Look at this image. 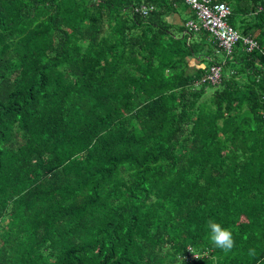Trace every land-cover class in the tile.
<instances>
[{"label":"trees","instance_id":"1","mask_svg":"<svg viewBox=\"0 0 264 264\" xmlns=\"http://www.w3.org/2000/svg\"><path fill=\"white\" fill-rule=\"evenodd\" d=\"M211 2L256 49L178 39L182 0H0V264H264V0Z\"/></svg>","mask_w":264,"mask_h":264},{"label":"built area","instance_id":"2","mask_svg":"<svg viewBox=\"0 0 264 264\" xmlns=\"http://www.w3.org/2000/svg\"><path fill=\"white\" fill-rule=\"evenodd\" d=\"M183 4L191 9L194 18L184 22V29L187 34L208 33L216 42L220 50L230 55L234 46L242 42L247 52H252L258 44L252 38L241 37L240 34L228 23L231 9L224 3H212L211 0H182ZM153 10L152 7L142 6L134 8V12L142 17L147 16ZM264 8H258L263 11ZM221 67L213 65L209 69L206 80L211 85L220 82Z\"/></svg>","mask_w":264,"mask_h":264},{"label":"crops","instance_id":"3","mask_svg":"<svg viewBox=\"0 0 264 264\" xmlns=\"http://www.w3.org/2000/svg\"><path fill=\"white\" fill-rule=\"evenodd\" d=\"M182 12H184V11H179V12L171 14L169 17H166V21H167L168 24L174 25L175 27H178L177 31L173 32V34L178 39H183L186 42V44H190V43L192 44L195 40H197L199 38V36H198V34H194L193 36H191L190 34H187L185 32L184 25H183L185 21H183L181 19V17H180V13H182ZM185 12H189L188 17H192L191 11L188 10V11H185ZM175 27H174V30H175ZM181 28H182V33L180 32ZM199 42L200 41L197 40V43H199ZM197 48H198V46H197ZM218 49L220 50L219 47H218ZM215 54L220 55L221 53L217 50V52ZM201 56L202 55H196V56L193 55L191 57L188 56L186 58V69H185V72L187 74H194L198 70L205 68L204 59Z\"/></svg>","mask_w":264,"mask_h":264},{"label":"clouds","instance_id":"4","mask_svg":"<svg viewBox=\"0 0 264 264\" xmlns=\"http://www.w3.org/2000/svg\"><path fill=\"white\" fill-rule=\"evenodd\" d=\"M207 227L209 229L208 239L214 247L223 250L225 253L232 250V248L234 247V240L232 237V232L229 229L222 227L219 223L211 219L207 222ZM255 254L256 253L254 249L249 250L250 256H255Z\"/></svg>","mask_w":264,"mask_h":264},{"label":"rangeland","instance_id":"5","mask_svg":"<svg viewBox=\"0 0 264 264\" xmlns=\"http://www.w3.org/2000/svg\"><path fill=\"white\" fill-rule=\"evenodd\" d=\"M185 5V4H184ZM186 6V5H185ZM187 7V6H186ZM187 9L189 10V11H191V9L189 8V7H187ZM191 13H192V17H188V14H189V12H182V13H180V17H181V19L183 20V21H187V20H190V19H193L194 18V15H193V12L191 11ZM188 17V18H187ZM187 18V19H186ZM174 25H171V26H169L168 28V31L170 32V33H173V32H176L177 31V29H178V27H175V30H174ZM239 34H241V31L239 30V29H235ZM199 48H203V47H199ZM213 58H215V59H217V60H219V61H224V55H222V54H220V55H217V54H215L214 56H213ZM227 71H228V68L227 67H224L223 66V74H225V73H227Z\"/></svg>","mask_w":264,"mask_h":264}]
</instances>
